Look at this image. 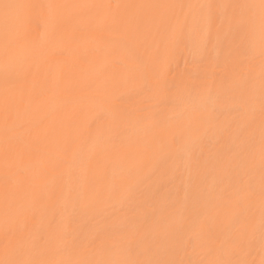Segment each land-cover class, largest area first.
<instances>
[{
    "label": "bare ground",
    "instance_id": "1",
    "mask_svg": "<svg viewBox=\"0 0 264 264\" xmlns=\"http://www.w3.org/2000/svg\"><path fill=\"white\" fill-rule=\"evenodd\" d=\"M0 264H264V0H0Z\"/></svg>",
    "mask_w": 264,
    "mask_h": 264
}]
</instances>
